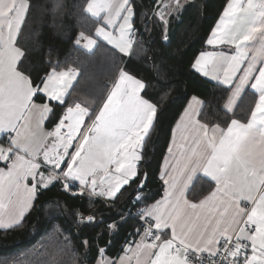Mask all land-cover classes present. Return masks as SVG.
I'll list each match as a JSON object with an SVG mask.
<instances>
[{"label":"snow or ice","instance_id":"6c2138e0","mask_svg":"<svg viewBox=\"0 0 264 264\" xmlns=\"http://www.w3.org/2000/svg\"><path fill=\"white\" fill-rule=\"evenodd\" d=\"M174 5L179 10L181 0ZM62 7L57 3L54 11ZM29 8V0H0V135L14 134L6 147L0 146V163L5 165L0 168V229L21 223L38 186L47 189L62 182L68 190L71 182H78L81 191L115 197L137 175L158 111L141 95L145 83L121 71L98 111L79 103L66 106L54 128L46 131L43 121L54 112L53 102L66 104L77 72L52 68L32 78L18 40ZM86 11L103 21L96 37L120 53H131L136 30L130 0H90ZM158 16L166 25L165 12ZM257 33L258 46L250 57ZM82 41L88 51L97 46V39L83 31L75 44ZM206 44L230 46L233 52L201 51L193 69L228 86L226 113L234 114L237 102L243 103L246 88L254 97L252 107L246 120L230 118L222 127L198 118L203 102L193 97L195 105L185 109L177 124L179 137L174 134L167 149L171 160L165 158L161 174L164 198L141 211L147 227L133 253L136 264L145 251L151 257L148 264H205V253L213 258L208 264H264V0H227ZM40 96L45 102H36ZM201 180L211 186L207 194L189 199ZM14 203L18 210L6 211ZM79 219L91 222L95 217ZM126 251H132L131 245ZM98 255V264L132 259H107L104 249Z\"/></svg>","mask_w":264,"mask_h":264},{"label":"trees","instance_id":"16d2710c","mask_svg":"<svg viewBox=\"0 0 264 264\" xmlns=\"http://www.w3.org/2000/svg\"><path fill=\"white\" fill-rule=\"evenodd\" d=\"M158 1H130L137 36L131 54L125 56L102 41L91 53L75 44L81 31L94 36L101 23L86 11L90 0H29V12L18 40L32 78L52 68L78 72L66 104L53 102L54 112L46 121L49 131L66 106L79 103L90 112L98 111L121 71L145 83L142 96L158 111L154 130L143 149L138 176L112 202L115 207H106L101 198L84 190L70 195L63 190L62 182L39 188L35 206L22 222L8 230L0 229V264H95L98 249L116 256L141 229L138 218L132 216L135 211L151 206L163 194V160L190 98L203 101L199 118L204 122L223 127L230 118L247 119L254 99L251 91L244 94L234 114L226 113L228 87L207 81L192 67L198 54L209 50L206 40L227 0H181V11L170 15L166 25L155 15ZM57 3L63 6L62 11H54ZM36 99L45 101L43 96ZM193 186L196 191L191 199L202 198L211 187L203 180ZM138 195L141 198L134 204ZM79 214L95 219L79 225Z\"/></svg>","mask_w":264,"mask_h":264},{"label":"crops","instance_id":"0c3cea01","mask_svg":"<svg viewBox=\"0 0 264 264\" xmlns=\"http://www.w3.org/2000/svg\"><path fill=\"white\" fill-rule=\"evenodd\" d=\"M131 1V0H130ZM173 2L174 0H159L158 1V3H157V9L161 6V5H163V4H167V2ZM88 13V12H87ZM90 16H91V14L90 13H88ZM103 15V14H102ZM157 16H158V14H157ZM170 16V15H169ZM168 16V17H169ZM92 17V16H91ZM159 17V16H158ZM93 18H95L96 20H98V21H100V19L99 18H97V17H93ZM103 24V21H101V23L99 24V26H101ZM98 26V27H99ZM109 31H113V29H111V28H109L108 29ZM94 38H96L97 39V45H98V43L100 42V41H102V42H104V43H106V44H108L107 43V41H104L103 40V38L102 37H96V34L93 36ZM259 39H260V34L259 33H257V36H256V41H253L251 44H250V50H249V56L251 57V55H253L254 54V48H255V46H258V44H257V41H259ZM83 41H82V43H81V45H80V47L85 51V52H88V53H91V52H93L95 49H96V47L92 50V51H88V50H86V49H84L83 48ZM109 46H111L112 48H114V49H116L113 45H110V44H108ZM208 46V45H207ZM209 47V50H207V51H219V50H226V51H229V52H233V49L230 47V46H226V45H224V46H219V47H216V48H213L212 46H208ZM118 52H119V50L118 49H116ZM131 52H132V50H131ZM120 53V52H119ZM121 54H123V55H125V56H129L130 54H124V53H121ZM246 64H247V61H245V65L244 66H246ZM244 66H242L241 67V72L243 71V68H244ZM195 70V69H194ZM77 72V71H76ZM195 72L199 75V76H201V77H203V78H205L207 81H209V82H212V83H216V84H218V82L217 81H215V80H212L211 79V77H205L202 73H200V72H198L197 70H195ZM240 73H237V75H239ZM77 78H78V72H77V76H76V78H75V80H73L72 81V86L69 88V90H68V95H69V93H70V91H71V89H72V87H73V85L75 84V82L77 81ZM221 85V84H220ZM222 86H224V87H228V86H225V85H222ZM248 90H250V89H245V93L248 91ZM251 91V90H250ZM244 93V94H245ZM244 94H242V96H241V99L244 97ZM68 95L65 97V102H66V100H67V98H68ZM141 95H142V93H141ZM230 95V94H229ZM197 98V97H196ZM198 100H200V101H202L201 99H199V98H197ZM36 102L37 103H42V101H39V100H37L36 99ZM45 102V101H44ZM203 102V101H202ZM55 103V102H54ZM239 103H240V101H238L237 102V107H238V105H239ZM189 104H193V105H195V101L193 100V97H191L190 98V100H189V103H188V105H187V107H186V109L188 108V106H189ZM202 108V107H201ZM201 108L199 109V111H201ZM236 110V109H235ZM234 110V111H235ZM185 112V111H184ZM184 112L182 113V115H181V117L183 116V114H184ZM51 114V113H50ZM50 114H48V116L45 118V120L43 121V127H44V129L46 130V131H49L48 129H47V127H46V121H47V119H48V117H49V115ZM181 117H180V119H179V121L177 122V124L178 123H180V121H181ZM199 118V117H198ZM156 121V120H155ZM35 123V120L33 121V124ZM155 123V122H154ZM177 124H176V126H175V128H174V130H173V133H172V137H171V141H170V144H171V142H172V138H173V135L175 134L177 137H179V131H178V129H177ZM9 135H14V134H5V135H0V146H7L8 145V136ZM170 146V145H169ZM71 151V150H70ZM166 157H169V154H168V152L166 153V155H165V158ZM165 158H164V160H163V164H162V169H161V174H162V172L164 171V165H165ZM169 159L171 160V157H169ZM141 161V160H140ZM140 161L139 162H137V175L135 176V177H133L130 181H129V183L127 184V185H124L122 188H121V190H120V192L122 191V189L124 188V187H126V186H128L134 179H136L137 178V176H138V167H139V163H140ZM2 164H4V163H2ZM5 166V165H4ZM4 166H2V167H4ZM1 167V168H2ZM42 170V169H41ZM161 174H160V176H161ZM28 183L30 184V183H32V181L31 180H29L28 181ZM72 184L74 185V186H77L78 188H80L81 189V186L79 185V183L78 182H72ZM195 184V183H194ZM39 186H38V191H39ZM42 189V188H41ZM165 189H166V185H164V191H163V194H162V196L160 197V199L158 200V201H161L163 198H164V195H165ZM84 191H86V192H89L90 193V191L87 189V188H84L83 189ZM38 191H37V194H38ZM98 191H99V189H98ZM120 192H118L117 194H116V196L115 197H113V198H109V197H106V196H97V195H95L96 197H98V198H101V199H103V200H106V201H109V202H114L115 200H116V198L118 197V195L120 194ZM37 194H36V198H37ZM92 195V194H91ZM94 196V195H93ZM21 197H23V191H21ZM36 198L32 201V203H31V207H29V208H27L26 210H25V212H24V216H23V219H24V217L27 215V213H29L30 212V210L35 206V201H36ZM189 199H191L190 198V196H189ZM158 201H156L154 204H152L151 206H153V205H155ZM151 206H149V207H151ZM18 207L19 206H17L15 203L13 204V206L10 208V209H8V210H6V211H9V210H12V211H15V210H18ZM149 207H147V208H149ZM22 219V220H23ZM22 222V221H21ZM14 227H16V226H14ZM141 228V227H140ZM2 230H8V229H2ZM165 231H167V232H169V234H170V229H167V230H165ZM144 237V231L142 230V229H140L137 233H136V235L134 236V237H132L130 240H129V242H125V244H123L122 245V250L116 255V256H112V255H108V254H106L105 253V258H107V259H111V260H118L120 257H122V256H132V259L130 260V261H125V264H136V257L133 255V253H134V251H135V249H136V245L141 241V239ZM147 242H148V240H147ZM129 245H131V248H132V251H126V249H127V247L129 246ZM98 259H99V257L97 258V260H96V262H95V264H98ZM139 259H140V264H148V262H149V260L151 259V257H150V255H149V253L147 252V251H145V252H143V253H141V255H140V257H139Z\"/></svg>","mask_w":264,"mask_h":264},{"label":"built area","instance_id":"2783aa9c","mask_svg":"<svg viewBox=\"0 0 264 264\" xmlns=\"http://www.w3.org/2000/svg\"><path fill=\"white\" fill-rule=\"evenodd\" d=\"M136 36H137V31H136V35L133 37L134 40H136ZM63 190L66 191L67 193H69L70 195H73V196L78 195V194H80V193L82 192L81 189L78 188L77 186H74V185L72 184V182H71L70 188H69L68 190H65L64 188H63ZM94 196H95V195H94ZM140 198H141V195L136 196V197L133 199V200H134V201H133L134 204L137 203V202L140 200ZM101 200H103V199H101ZM103 201L105 202L106 207H111V208L115 207V206L112 204V202H109V201H106V200H103ZM146 208H147V207H143V208L139 209L138 211H135V213L132 215L133 217L138 218L139 223H140V226H141V229H142L143 231H144L145 228L147 227V224L145 223V219L141 217V211H142L143 209H146ZM79 215H83L84 217H87V216L84 215V214H79ZM79 215H78V217H77V224H79V225L86 224L88 221H87V220L81 221V220L79 219ZM153 231H155V229H153ZM162 239H163V236H162ZM148 242H149V243L151 242V238H148ZM204 258H205V264H208V259H213V258H209L207 253L204 254ZM217 264H219L218 261H217Z\"/></svg>","mask_w":264,"mask_h":264},{"label":"rangeland","instance_id":"374dc122","mask_svg":"<svg viewBox=\"0 0 264 264\" xmlns=\"http://www.w3.org/2000/svg\"><path fill=\"white\" fill-rule=\"evenodd\" d=\"M163 5H165V4H163ZM163 5H161L158 9H157V11H156V13H155V15L157 16V14H158V12L159 11H161V10H163L164 12H165V14H166V18L168 19V16L169 15H172V14H177L178 12H180L181 11V9H182V6L179 8V10H175V5H174V1L172 2H167V5H169V7L168 8H162V6ZM182 5V4H181ZM128 55V54H127ZM119 78V77H118ZM118 80V79H117ZM116 82V81H115ZM114 82V83H115ZM114 83L112 84V86L114 85ZM250 91V90H249Z\"/></svg>","mask_w":264,"mask_h":264}]
</instances>
